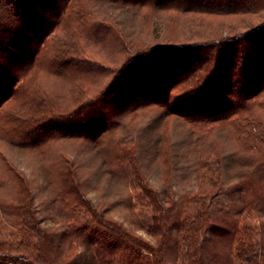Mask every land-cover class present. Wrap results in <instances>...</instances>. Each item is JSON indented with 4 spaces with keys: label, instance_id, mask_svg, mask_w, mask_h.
<instances>
[{
    "label": "trees",
    "instance_id": "16d2710c",
    "mask_svg": "<svg viewBox=\"0 0 264 264\" xmlns=\"http://www.w3.org/2000/svg\"><path fill=\"white\" fill-rule=\"evenodd\" d=\"M105 1L124 10L150 7L154 12L192 14L183 21L189 36L176 43L178 32L168 33L165 26L169 40L147 45L146 39L137 38L146 29L145 13L139 16L138 30L131 38L107 24L115 49L123 53L119 64L112 67L84 55L74 40L67 49L58 47L60 50L51 53L49 43L61 25L73 19L77 33L91 26L88 0H0V132L10 133L7 136L15 145L24 146L39 134L43 137L42 133L73 127L81 115L108 103L107 95L126 72L139 70L138 80L114 102L113 111L114 115H129L148 106L159 107L148 121L151 138L147 148L153 146L154 155L160 158L167 175L162 178L164 186L158 189L150 184L139 160L138 140L119 139L113 146V162L127 191L120 203L125 213L118 220L108 215L111 205H102L85 194L76 166L65 159V170H56L63 194L70 195L57 197L59 210L65 212L61 229L56 230L38 218L21 174L13 175L17 195L9 201L0 199V264H203L205 253L208 264H264V122L252 112L255 107L264 108V0ZM203 16L235 18L238 25L245 19L256 22L241 29L231 24L233 31L225 36L190 38L203 24ZM41 69L91 71L108 78L71 112L47 114V110L35 108L33 112L40 116L8 130V122L18 116L7 114L6 105L17 99L26 80ZM113 116L108 118L111 125ZM170 116L189 124L185 132L189 138L229 128L240 151H232V159L227 161L217 144L209 149L188 148L196 152L192 158L196 183L182 195H173L170 188L169 173L175 163L166 120ZM234 157L247 168L235 175L236 207L214 224L210 208L223 193L224 171L234 164ZM136 187L142 195H134ZM137 197L144 200V220L136 211ZM253 218L259 219L257 226L252 225Z\"/></svg>",
    "mask_w": 264,
    "mask_h": 264
},
{
    "label": "rangeland",
    "instance_id": "374dc122",
    "mask_svg": "<svg viewBox=\"0 0 264 264\" xmlns=\"http://www.w3.org/2000/svg\"><path fill=\"white\" fill-rule=\"evenodd\" d=\"M87 6L93 19L91 26L77 33L75 20L72 19L67 25H61L49 43L52 48L51 53L54 54L56 49L60 50L58 47L67 49L68 46H72V40H74V45H77L84 55L88 57L90 55L91 59L100 64L117 66L120 58L122 60L123 53H118L117 47L115 49L113 32H107L108 28L105 25H112L111 30H116L131 38L137 29L139 16L145 13L147 18L144 26L146 29L137 38L146 39L147 45H160L169 40L165 26L168 28V33L171 30L178 32V38L174 39L176 43L187 40L189 36L187 29L189 28L183 21L193 17L192 14L189 16L187 13L172 10L154 12L150 7H132L124 10L118 4L108 3L105 0H88ZM196 15L198 14H194ZM202 21L203 24L197 27L195 34L190 38L225 36L224 34L233 31V26L230 27V25L237 24L235 18L230 20V18L203 16ZM255 22L256 20L249 23L245 19L240 25L237 24L236 28L241 29ZM154 26L158 27L153 29ZM140 75L139 70L126 72L118 86L109 92L106 97L108 103L105 101L102 108H95L87 116L86 114L81 115V120L73 127L58 128L59 130L52 134L42 133L43 137L39 134L38 138H33L34 143L26 140V146H18L8 138L10 133L8 135L6 131L0 132V199L9 201L10 197L17 195L18 185H15L13 175L21 174L30 190V194H26L32 195V202L37 207L38 218L43 224L56 227V230L61 229L59 226L64 222L62 217L64 218L65 210L64 212L59 210L57 197L70 194H63L61 176L58 171L65 170L64 160L68 159L72 160L76 166L85 194L95 202L101 201L102 205H111L112 210L108 211V215L119 220L125 213V208L120 203L126 196L127 188L124 180L115 170L113 146L119 139H129V137H135L140 143L139 160L141 167L149 175L150 184L162 189L164 186L162 178L167 175H164L159 156L153 153L155 148L153 146L147 148L150 144L149 137L151 138L148 121L156 115L159 107L148 106L129 115H120L122 112L114 115L116 110L113 111L114 102L131 90L130 87ZM107 78L108 76L104 73L93 75L91 71L56 73L44 69L35 70L26 80L17 99L6 105L7 114L18 116L14 117L13 122H8V130L11 131L9 128L11 125L24 126L27 125L28 118L35 119L40 116V112L38 114L33 112L35 108L47 110V114L71 112L87 95L96 92L107 81ZM252 112L255 117L264 122V108L255 107ZM110 116L114 117V124H120L111 125L108 119ZM134 120L135 122L129 124V121ZM166 120L169 122L173 153H175V163L173 167L171 166L169 173L173 195L184 194L196 183V171L192 160L196 152L188 151V148L209 149L217 144L221 152L226 154L227 161H231L232 151L236 154L240 152L229 128L214 131L208 135H198L199 138L194 136L189 138L188 133H185L189 126L188 123L182 122L175 116H170ZM180 121L182 123H179ZM156 131L159 133L158 129L155 133ZM246 170L247 168L241 165L235 157L234 164L227 165L224 171L223 193L210 208L211 215L215 217L214 224H219L221 217L227 218L236 207L237 201L233 189L238 177L235 175ZM134 195H142L139 187H136ZM143 203V198L137 197L136 211L141 220H144L141 215L145 210L141 206ZM66 212L70 211L67 209ZM6 220L10 219L6 218ZM256 222H259V219L253 218L252 225L257 226ZM171 242L172 236L169 240V243ZM209 242H206L207 246L212 245L214 240ZM205 258L208 259L206 253L203 264H208Z\"/></svg>",
    "mask_w": 264,
    "mask_h": 264
}]
</instances>
